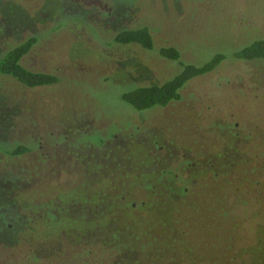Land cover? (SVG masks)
Listing matches in <instances>:
<instances>
[{"label":"rangeland","instance_id":"374dc122","mask_svg":"<svg viewBox=\"0 0 264 264\" xmlns=\"http://www.w3.org/2000/svg\"><path fill=\"white\" fill-rule=\"evenodd\" d=\"M143 26L150 30L152 50L112 41L120 30ZM31 33L38 41L23 65L61 80L48 88L29 89L0 77V213L14 217L15 212L18 221L12 232L0 225V264H73V257L88 245L76 242L84 237L81 234H96L108 216L100 217L99 212L98 218L83 220L76 215L70 198L83 199L84 194L69 191L74 176L83 182V168L100 174L112 166L117 178L132 172L134 164H146L138 144L153 142L148 139L151 130L159 135H152L159 149H145L158 167L165 160L197 155L200 170H188L189 178H198L199 188L205 181L210 187L202 195L178 200L172 191L159 189L161 206L152 216L143 214L145 225H139L146 241L140 264H227L228 256L236 259L233 253L245 249L261 256L264 194H256L264 178L255 180L248 160L258 158L256 142L264 139V59L236 60L233 53L264 36V0H0V39ZM169 46L180 51L184 64L200 66L216 53L225 59L214 73L189 81L180 101L150 112L135 110L121 98L133 90L134 82L163 83L179 72L178 62L158 54ZM204 104L212 105L210 111ZM210 118L213 124L217 120L216 127H210ZM4 120L10 129H4ZM234 122L245 125L236 140V129L230 126ZM99 135L108 137L98 150L94 141ZM202 136L204 147L196 149L193 142ZM174 138L183 148L193 146L194 154L177 150ZM10 143L28 145L31 151L10 157L4 153ZM126 143V151L115 152L113 161H119L109 164L107 151L111 155L116 145ZM224 151L235 154L224 159ZM246 161L247 167L239 165ZM257 167L263 176L264 166ZM208 170L219 174L211 177ZM63 188L61 207L50 206L43 219L34 204L55 198ZM56 210L62 213L59 220L51 217ZM159 215L167 230L174 228L180 235L177 243L148 229L161 224ZM97 244L87 248L94 264H128L119 259L121 250Z\"/></svg>","mask_w":264,"mask_h":264},{"label":"trees","instance_id":"16d2710c","mask_svg":"<svg viewBox=\"0 0 264 264\" xmlns=\"http://www.w3.org/2000/svg\"><path fill=\"white\" fill-rule=\"evenodd\" d=\"M3 39L4 38L0 39V77L11 78L18 84L29 89L48 88L55 85L59 82V80H61L60 77L55 74L35 71L23 65V58L30 52V50L38 41L36 34L31 33L21 39ZM112 41L116 44L124 46H140L146 50H152L154 48V41L147 26L120 30L114 34ZM158 54L163 59L171 62H178L181 67L177 74L163 83L145 84L142 82V80L140 82H134L133 90L123 93L121 98L125 103H127L137 111L150 112L160 108H166L169 105L180 101L182 97L181 91L189 81L207 74L214 73L216 69H218L221 62L225 59V55L223 53H216L212 57H210L207 62L203 63L200 66L192 63L184 64L182 61H180V51L173 46L160 48L158 50ZM233 57L236 60L243 61L264 59V36H261V38H258L248 45L242 44L241 46H239V49L233 53ZM216 121L214 124L218 125ZM3 125H5L4 129L10 127L8 126L10 125V123L8 122V124L6 125L5 120ZM116 132L120 134L119 129L116 130ZM98 134H100L99 131L96 132V135ZM122 134H120V136ZM152 135L159 137L158 134L151 130V132H149L148 139L149 141H153L152 143H149L148 140H140V145L138 144V139L135 141L137 142L138 147L140 148L142 155L145 157L147 163L132 165V172L127 170L123 173H119L116 178L113 175V169L110 165L111 169L108 167V169H105L100 174H98L91 168L86 169V171L85 168H83V172H81V175H83L82 177L85 178L86 182H82V178H79L78 175L74 176V179L68 187V189H70L69 191H71L73 194H76L79 191L80 193H82V196L84 194L83 199L79 198L78 195H74L70 198L71 201L69 202V204L72 206L71 208L78 210V213L76 215H80L83 220L85 219V217L98 218L99 212L100 217L104 214L108 215L104 220L101 229L96 231V234L93 235L90 233V235H86V233L89 232H84L83 234H81L84 237L79 238V240L76 241L77 243H79V241L85 242L86 245L88 244V249H91L90 247L92 246L95 247L97 242V246H101L102 248L105 247L107 249H112L113 247H115L116 249L121 250V252L119 253V259L121 261L126 259V263L128 264L130 263L129 261H132V263L130 264H140L145 256L144 248L146 246V241L145 236L142 235L141 230L138 231V229H140L141 227L139 225H145L143 214L148 215V213L150 212V215L152 216V210L157 206H161L159 204L160 199L158 196L159 189L161 188L163 189V191L164 189L172 191V198L174 200H178L180 198L187 199L192 195H199L201 194L200 192H204L205 190L209 189L210 182L206 183L205 181L204 183H201V187L199 188L197 182L195 180L191 181V179L189 178L191 173L188 172V170H192L193 168V166L191 165L193 159H188L186 157L180 156L177 160L173 159L170 163L169 161L167 162L165 160L162 164V167H158V163H156V160L154 158L148 157L145 149L147 148V150H150V145L157 150L159 149V145L156 143L158 139L155 137L157 140H153ZM105 137L108 136L99 135L98 140L94 141V145H96L98 150L101 144L104 143ZM8 141L10 140H7V142ZM143 141H145V146L143 145ZM128 145H130V143H126L125 145H116V148L112 151L111 155H109V152L107 151L104 157L106 156L110 158L109 164L111 162L112 164H116L119 159L116 158V161H113L115 159V152L117 150L126 151ZM173 145L177 150L182 151L183 153L187 150L190 151V148L188 147H185L186 149L183 148L184 143L182 141H178L177 139L173 141ZM260 145H263V150L255 153L258 158H255L256 156H254L250 158H253V160H248L249 163H253V165L251 166L252 168L251 170L249 168V171L252 172L255 180H257L258 177H260V179L264 178V175H258L259 172L257 170V165L264 166V159L261 158L262 156L264 157V142L262 141L259 146ZM9 146V149L5 150L4 153L10 157L23 156L31 151V148L28 145H24L21 143L15 146H11L10 143ZM90 148L91 147H87V151L90 152ZM226 152L227 151H224V159H228L231 154H235ZM173 161L177 163L174 165ZM242 164L247 167V161L242 162L239 165ZM97 167L98 166H96L95 168ZM180 167L184 168L181 173L180 171H178ZM262 168L263 167H261V169ZM118 170H122L121 165L118 166ZM208 172H210V174H213L211 175V177L219 174L215 173L214 171ZM142 175L145 176V179L141 181L139 180V176ZM86 176L90 178L89 181L86 180ZM241 178L242 180L243 178L247 180L250 177L242 176ZM157 183H160L161 186L159 187ZM225 183L227 182L225 181ZM65 190L66 188L60 189L57 192V196L55 198L53 197V199L42 200L34 204L33 208H38L39 210H41L43 212L41 214V217L44 219L50 206H53L54 208L61 207L60 196L65 195ZM263 194L264 182L259 188V192L256 194V197H260ZM224 198L225 197L220 200H224ZM240 205H242V200H239L237 207L240 208ZM78 207H80L81 209H78ZM237 207L235 206L234 208ZM56 212L58 214H53L51 215V217H53L54 220H59V218H61L62 216V213L60 214L57 210ZM188 215L189 214L185 215V219L187 221ZM15 218V212L14 217H7L6 214L0 213V225H3L6 231L12 232L18 224V221ZM158 220L161 223L159 226H154L153 228L149 227L148 229L151 231H156L159 236H166L169 240L177 243L179 241L180 235H177L175 233L174 228L170 230H167L165 228L166 221L163 220L162 215H159ZM231 231L234 232L235 230ZM131 242L133 244H131ZM87 248L86 246L83 247L82 250L73 257V264L95 263V260L92 261L91 259L87 258V256L89 255V250ZM230 250H234L231 245ZM261 250V256L253 255L248 249H245V251L242 253H239V251L235 252L233 253V255L236 259L228 256L227 264H258V262H260L259 264H262L264 262V245ZM137 252L139 253V258L137 257ZM101 263L103 264L104 262L101 261Z\"/></svg>","mask_w":264,"mask_h":264},{"label":"flooded vegetation","instance_id":"af4514ba","mask_svg":"<svg viewBox=\"0 0 264 264\" xmlns=\"http://www.w3.org/2000/svg\"><path fill=\"white\" fill-rule=\"evenodd\" d=\"M204 106V108H206V112H208V111H210V108L212 107V105H210V104H204L203 105ZM213 118V117H212ZM212 118H210V120L208 121V124H210V127H216L217 126V124H213L212 123ZM226 122H229V123H231V120L230 121H226ZM229 124H227V126H228ZM244 126L245 125H243V124H240V123H238V122H234V123H232V125H231V127L233 128V129H236V133L234 134V136H233V139L234 140H236V138H237V136L241 133V131H243V129H244ZM230 127V126H229ZM212 129V128H211ZM238 131V132H237ZM245 131V130H244ZM251 133V131L250 130H247V134H250ZM207 136V135H206ZM248 136V135H247ZM252 136V135H251ZM264 142V139H262L261 138V140H258V142H256V145H258V147H259V150L258 151H256L255 153H257V152H260V151H262L263 150V145L261 146H259V144H261V142ZM194 144H195V146H196V149H200V148H203L204 147V143H205V141H204V139H203V136L201 137V138H197L196 140H194V142H193ZM201 144H203V145H201ZM193 147V146H192ZM190 148V151L194 154V152H193V149L194 148ZM207 155H209V154H207ZM194 160H197L198 161V158H197V155H194L193 156V161H192V163H191V165L193 166V168L192 169H194L196 172L198 171V170H200V169H197L198 168V162H196V161H194ZM206 168V167H205ZM209 171V170H208ZM198 179V178H197ZM197 179H195V181L197 182ZM195 182V183H196Z\"/></svg>","mask_w":264,"mask_h":264}]
</instances>
